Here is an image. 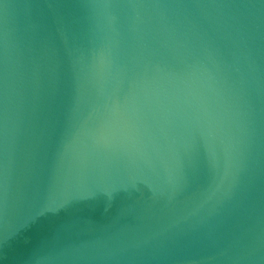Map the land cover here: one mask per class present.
<instances>
[{"label": "water", "instance_id": "95a60500", "mask_svg": "<svg viewBox=\"0 0 264 264\" xmlns=\"http://www.w3.org/2000/svg\"><path fill=\"white\" fill-rule=\"evenodd\" d=\"M0 264H264V0H0Z\"/></svg>", "mask_w": 264, "mask_h": 264}]
</instances>
